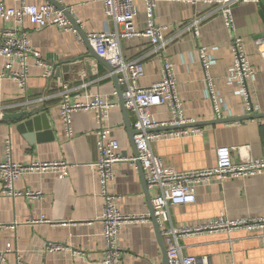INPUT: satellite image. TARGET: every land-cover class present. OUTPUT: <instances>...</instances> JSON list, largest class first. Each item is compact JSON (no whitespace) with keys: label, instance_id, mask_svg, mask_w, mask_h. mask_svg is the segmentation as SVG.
Instances as JSON below:
<instances>
[{"label":"crops","instance_id":"obj_1","mask_svg":"<svg viewBox=\"0 0 264 264\" xmlns=\"http://www.w3.org/2000/svg\"><path fill=\"white\" fill-rule=\"evenodd\" d=\"M51 1L65 8L86 35L115 31L114 23L104 15L101 0ZM5 2L8 7L18 6L16 0ZM27 2L30 5L52 4L48 0ZM233 12L235 32L225 26L217 6L159 2L155 9L156 22L169 27L165 34L167 44L162 52L154 53L150 41L143 37L121 41L124 58L127 61L142 60L144 64L142 87L160 81L165 62L173 63L185 116L193 124L264 114V62L256 46L258 39H264V0L238 3L233 6ZM193 24L199 29L198 36L191 28ZM145 26V9L140 4L135 29L142 32ZM23 29L32 48L56 68L55 74L50 80L44 78V69L29 58L27 92H21L11 78L0 79V116L25 110L35 112V115L46 113L55 140L41 138L30 143L18 131L16 122L0 118V163L6 157L5 142L11 140L13 159L17 163L65 161L71 168L67 176L33 172L16 181V193L41 192L43 199L9 195L3 191L0 182V223L8 227L0 230V252L8 245L13 248L3 264H102L105 242L100 219L104 199L98 177L90 167L99 159L96 116L92 112L75 113L74 137L69 139L60 115V92L62 85L67 83L72 88L73 98L78 101L96 94L111 97L117 91V83L108 68L91 55L78 32H68L57 26L39 28L30 21ZM235 36L242 39L256 74L255 81L249 84L256 107L254 113L245 109L240 96L231 94L225 80L233 67ZM200 48H206L215 61L210 73L215 79L216 94L227 101L229 110L223 112V119H217L206 95V74L198 63ZM67 63H77L76 69L66 73L63 67ZM5 64L6 60L0 57V73L5 72ZM154 112L161 122L171 120L168 106L157 107ZM135 121L136 116L129 111L126 116L121 107L110 113L108 123L126 159L136 158L127 127L129 123L134 129ZM197 127L201 129L197 136L164 138L152 144L154 154L163 160L167 173L208 169L215 165L216 150L223 146L242 148L234 152L236 163L248 157L264 160V118ZM144 182L136 163L125 161L116 165L115 179L108 191L119 198L121 213L150 216L158 189L146 188ZM196 195L195 203L170 208L173 226L193 227L221 219L264 217V175L200 186ZM51 242L63 244L67 250L47 253L46 246ZM180 243L184 255L206 259L210 264H264V229L204 233L183 238ZM118 244L124 264H165L164 249L150 218L125 225ZM169 244L164 242L166 250Z\"/></svg>","mask_w":264,"mask_h":264},{"label":"built area","instance_id":"obj_2","mask_svg":"<svg viewBox=\"0 0 264 264\" xmlns=\"http://www.w3.org/2000/svg\"><path fill=\"white\" fill-rule=\"evenodd\" d=\"M105 17L115 25V31L106 30L87 35L95 52L104 58L114 69L110 76L116 75L121 87L126 109L136 116L134 123V141L138 157L126 159L120 152V143L113 136V129L109 125L110 113L114 108L121 107L118 91L111 97L102 94L88 95L82 101L75 100L72 88L62 85L60 92V115L65 133L69 139L74 137L73 116L77 112H92L96 116V136L99 159L90 165L98 177L101 196L104 199V210L101 215L103 227L102 238L105 242L102 264H124L123 254L119 247V235L125 225L149 220V215H124L118 208V197L109 193L108 188L115 179V167L125 161L137 163L139 161L144 171L148 188H157L158 194L153 200L154 214L164 242H169L167 255L169 264H210L206 259H198L183 254L180 241L189 236L218 231L247 230L258 231L264 229V217L240 220H218L193 227H175L171 221L170 208L177 205H188L196 202L197 188L209 186L214 182L222 183L229 179L249 178L264 175V160L251 157L235 162V151L242 148L219 147L216 150L214 166L201 170L184 173H167L163 160L156 156L152 144L164 138H184L197 136L201 133L193 121L185 116L183 103L179 96L178 80L174 65L165 62L162 69V79L150 87H142L140 80L145 76L142 60L127 61L121 50L122 39L146 38L150 41L153 52L159 53L166 47L165 34L169 27L156 22L155 9L159 2H177L191 5L217 6L222 12L225 26L236 31L233 6L238 3H259L261 0H101ZM18 6L8 7L5 0H0V57L6 60L5 72L0 73V79L11 78L21 92H27L29 85V58L35 60L38 67L44 69L43 77L52 79L56 68L43 60L40 53L31 46V41L23 27L30 21L39 28L57 26L65 31L77 33L65 12L53 4L41 3L30 5L27 0H16ZM143 4L146 15L144 31L135 29L139 15V5ZM197 24V23H196ZM195 24V25H196ZM191 26L198 36L199 29ZM256 46L264 62V39H258ZM232 49L234 54L233 67L226 75V82L233 96L243 99L245 109L254 113L249 84L255 81L256 74L250 63L248 54L240 37L235 36ZM198 63L206 74L207 98L213 104L217 119H223L228 113L227 101L216 94L215 79L211 76V69L215 65L214 59L206 48H200ZM112 98L116 99L112 101ZM168 106L171 112L169 122H161L154 112L155 108ZM1 115V114H0ZM227 115V114H226ZM184 127V128H183ZM6 157L0 163V182L3 191L12 196H26L31 200L43 199L41 192L28 191L16 193L14 185L22 176L33 173H55L67 176L71 168L65 161L34 162L29 165L17 163L13 159L11 140L5 142ZM8 229L0 223V230ZM67 250L60 243H48L47 253H61ZM13 251L8 245L0 252V264ZM18 264H22L19 262Z\"/></svg>","mask_w":264,"mask_h":264},{"label":"water","instance_id":"obj_3","mask_svg":"<svg viewBox=\"0 0 264 264\" xmlns=\"http://www.w3.org/2000/svg\"><path fill=\"white\" fill-rule=\"evenodd\" d=\"M49 2H51L54 6H56L57 8L63 10L65 12V14L67 15V17L70 19L73 27L76 29V31L79 33L80 37L82 38V40L85 42L88 50L90 51L91 55L101 64L105 65V67L108 68V70L110 71V73H112L114 71L113 67L102 57H100L94 50V48L92 47L91 43L89 42L87 35L81 30L80 26L76 23V21L71 17L70 13L63 7L59 6L55 1H51L48 0ZM77 66V63H67L65 64V66L63 67L64 71L67 73L70 70H75ZM57 73H60V69H57ZM113 79L115 80V82L117 83V91L119 94V101H120V106L123 110V112L125 113V115H128V110L125 107V102H124V98H123V93L121 90V87L118 83V77L116 75L112 76ZM35 112H31L28 110L19 112V113H15V114H5L3 116H0V118H2L3 120H10V121H14L17 123V129L18 131L23 134L25 136V138L30 142H38V140H40L41 138L47 140V141H53L55 140V134L52 130V126H51V122L49 121L48 115L46 113H42V114H34ZM260 118H264V114L262 115H253V116H248L245 118H234V119H224V120H216V121H211L208 123H194L192 125H187L185 127H197V126H204V125H212V124H216V123H227V122H237V121H241V120H251V119H260ZM41 123V126H40ZM127 127L129 129V132L131 133V137L133 139L132 145L135 151V157H138V151L136 148V144L134 141V136L136 135V131H134V129H132L129 125V123H127ZM184 128V127H183ZM139 168L140 171L144 177L145 180V175H144V171L143 168L141 166V163L139 161H137L136 163ZM146 185V188H148L146 181L144 182ZM154 208L150 209V219L153 222V225L155 227L156 230V234L158 237V240L160 242V244L163 246L164 249V257H165V264H169V259H168V255H167V250L164 247V240L163 237L161 235V231L157 225V221L155 218V214H154Z\"/></svg>","mask_w":264,"mask_h":264}]
</instances>
